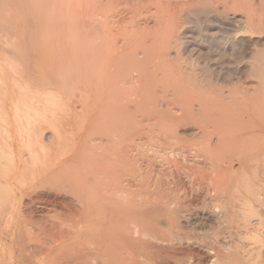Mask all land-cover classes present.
I'll use <instances>...</instances> for the list:
<instances>
[{
    "label": "bare ground",
    "instance_id": "bare-ground-1",
    "mask_svg": "<svg viewBox=\"0 0 264 264\" xmlns=\"http://www.w3.org/2000/svg\"><path fill=\"white\" fill-rule=\"evenodd\" d=\"M25 1L27 36L2 40L0 264H264V48L253 90L214 78L243 58L233 31L264 37V0Z\"/></svg>",
    "mask_w": 264,
    "mask_h": 264
},
{
    "label": "rangeland",
    "instance_id": "rangeland-1",
    "mask_svg": "<svg viewBox=\"0 0 264 264\" xmlns=\"http://www.w3.org/2000/svg\"><path fill=\"white\" fill-rule=\"evenodd\" d=\"M1 2V6H0V64L2 66V64H4V62H7L6 61V57L8 55H6L7 53L6 52H9V46L7 45H3L5 44L4 41L2 40H5L4 38L5 37H11V36H15L17 38L18 41H22L23 38H24V34H25V28L28 24V21H29V17H28V1H25V0H0ZM5 2V3H3ZM20 2V4H19ZM6 4V6H5ZM19 5V6H18ZM21 5V6H20ZM3 9H2V8ZM8 7V8H7ZM5 9V11H4ZM21 9V10H20ZM9 10V11H8ZM8 11V12H7ZM12 13L10 14L9 12ZM19 11V12H18ZM7 12V13H6ZM7 14V15H6ZM3 15V16H2ZM7 19H6V17ZM9 17V18H8ZM230 18V17H229ZM233 19H235V21L233 19H228V20H231V21H234V24L235 25L234 27H232V29H240V22L242 19L241 17H232ZM3 20V21H2ZM19 20V21H18ZM10 21V22H9ZM5 22V23H4ZM236 22V23H235ZM14 23V24H13ZM242 23V22H241ZM238 26V27H236ZM240 26V27H239ZM7 30H6V29ZM6 30V31H5ZM240 31V30H239ZM236 32V31H235ZM234 31L232 32L231 35L227 36L228 38H232V40L234 41V44L237 46V49H240L239 52H243V54H240L239 53V56L238 58H240V56H242V60H237V64H234L232 63L231 65L233 66H227L229 68V71L230 73H226L225 76H220V77H214V78H217L215 79L216 81L218 80L219 83L218 84H221L219 87L223 88V92L226 94L225 96H229V91L231 90L232 91H241V90H245L243 87L245 88H248V90H253L254 88L257 87L258 85V80L255 78V77H249V75L254 72L252 71L250 68L251 64L254 63V59H253V53L256 54L257 51L261 50L264 48V37L263 36H247V35H243V33H235ZM234 34H237V35H234ZM8 35V36H7ZM5 36V37H3ZM25 36H27V34H25ZM8 37V38H9ZM3 38V39H1ZM4 46V47H2ZM254 46V47H253ZM6 47V48H5ZM27 48V47H26ZM26 48L25 50H23V53L24 51H26ZM5 53V54H4ZM264 54V53H263ZM196 55V54H195ZM252 55V56H251ZM250 57V58H249ZM252 57V58H251ZM8 59V58H7ZM239 61V62H238ZM250 62H252L250 64ZM201 64V63H200ZM225 66V65H224ZM201 67V66H200ZM236 69H235V68ZM23 68V66H22ZM227 68V69H228ZM238 68V69H237ZM249 69L251 70V72L249 73ZM234 70H238L237 72L235 71V73L233 72ZM248 70V71H247ZM232 72V73H231ZM248 72V73H247ZM40 75L42 74V81L45 83V82H49L48 80V77L52 74H50L49 72H46L44 73L43 71H40V72H35L32 74V76H35V75ZM249 74V75H247ZM29 73H26L23 78L21 77L20 80H23V79H26V77H28ZM40 76V77H41ZM245 77H248L245 79ZM7 79H11V76L7 77ZM197 80H201V79H197ZM262 80L264 81V78L262 77ZM230 83V84H229ZM227 84V85H226ZM234 85H235V88H234ZM253 87V88H252ZM10 87L7 88V91L5 90H1V91H4L5 93L7 94H4L2 95L3 99L1 100V104L3 105H9L10 104V99H11V95H12V90L9 89ZM224 88H227V89H224ZM233 88V90H232ZM243 88V89H242ZM230 89V90H229ZM229 90V91H228ZM0 91V92H1ZM9 91V92H8ZM14 91V90H13ZM36 91H42V90H29L30 93L34 92V93H37ZM46 91V90H45ZM56 91V90H55ZM69 90H67L68 92ZM73 90H70L69 93H71ZM77 91H79V93H83L85 94L87 92L88 95H90V92L94 91L95 92V102H101L103 101V104L105 103L104 101L106 100V96H105V90H76L74 91V94L71 93V94H67L64 96L66 97L67 95L69 97H72L71 101L69 100L68 104L72 106V104L74 106H79L80 104H84L85 101H86V97H85V101L83 102V94H79ZM89 91V92H88ZM161 90H157L155 92L156 95L160 96L161 95ZM163 91V90H162ZM195 92H197L200 96H209V95H216L217 93V90H194ZM203 92V93H202ZM78 93V94H77ZM196 93V94H197ZM77 96H76V95ZM99 94V95H97ZM102 94V95H101ZM6 95V96H5ZM58 95V93H57ZM81 97H80V96ZM101 95V96H100ZM74 97V98H73ZM88 98V97H87ZM109 98V97H108ZM107 98V99H108ZM82 99V100H81ZM101 99V101H100ZM4 100V101H3ZM67 100V98H65L63 101L65 102ZM88 100V99H87ZM99 100V101H97ZM82 103H81V102ZM108 101L111 102V98L108 99ZM76 102V103H75ZM89 102V101H88ZM86 102V105L87 103ZM109 102V103H110ZM78 104V105H77ZM108 104V102H107ZM120 105V104H119ZM118 105V106H119ZM117 106V105H115ZM159 109L163 112H166L165 110V107L164 106H160V103H159ZM106 108V107H105ZM116 108V107H115ZM78 111V109H77ZM180 135H183V137H186V139H190V138H194V139H198L199 138V135H198V132L196 129H194V127H189V128H184L182 129V131H180ZM196 137V138H195ZM261 257L262 259L264 258V249L262 250V254H261ZM264 260V259H263Z\"/></svg>",
    "mask_w": 264,
    "mask_h": 264
}]
</instances>
